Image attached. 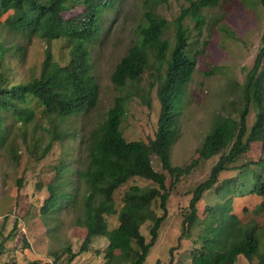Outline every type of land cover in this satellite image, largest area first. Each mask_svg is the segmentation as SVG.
I'll return each instance as SVG.
<instances>
[{
  "label": "trees",
  "instance_id": "trees-1",
  "mask_svg": "<svg viewBox=\"0 0 264 264\" xmlns=\"http://www.w3.org/2000/svg\"><path fill=\"white\" fill-rule=\"evenodd\" d=\"M115 2L0 0V27L26 33L27 45L21 52L22 58H26L33 41L39 40L44 45L38 52L42 53L40 64L31 68L32 74L28 78L16 80L11 60L19 58L20 49H10L0 42V110L4 119L0 121V146L8 137L15 141L14 165L21 164V148L28 154V159L35 162L52 156L56 146L71 134L67 121L97 103L101 87L94 72L91 44L102 32L104 12ZM219 2L191 0L172 20L160 13L156 5L145 8L128 51L111 74L116 89L126 92L120 96L119 107L109 113L92 150L91 175L87 179L89 192L84 200L87 234L81 251H88L95 237L106 236L109 240L106 255H117L112 263L116 260L117 264H144L168 217V200L173 186L182 175L190 173L200 159L217 155L218 161L209 176L193 189L183 212L182 235L191 241V230L197 227L200 231L194 239L189 264H236L241 255L248 258L250 264H264L261 241L264 224L259 225L256 221V215H264V155L248 158L244 163L255 140L264 144V34L254 65L248 70L243 85L239 86L243 106L237 111L223 107L214 114L211 127L198 146V157L191 163L174 165L171 161L179 133L177 118L182 112V96L196 71L197 53L191 50L187 20L195 21L201 31L207 23L205 9L213 8ZM244 3L253 12L260 9V3L264 7V0H245ZM78 5L84 7L83 11L67 14ZM222 28L228 36L233 35L226 24ZM170 32H173V42L168 36ZM146 71L153 73L155 78L151 89L156 86L160 102L158 121L153 136L133 138L129 134L128 137L123 120L129 101L141 90L143 101L151 104L150 90L146 93L138 83ZM136 83L137 93H133L131 89ZM236 104L239 107V103ZM252 107L257 118L249 127ZM66 153L71 155L69 151ZM154 160L160 170L155 168ZM62 165H54V168ZM254 166L260 170L254 169L251 173L253 181L236 185L242 169ZM232 171H238L236 177ZM22 174H18L16 180L20 188L25 184ZM136 177L150 180L152 184L146 186L137 182L128 186ZM124 185L126 190L118 209L115 193ZM213 189L218 190L221 198L215 205L201 207L204 195ZM49 192L40 208L44 213L53 209L57 202L52 187ZM244 192L256 193L263 198L254 205V218L249 223H243L233 211L232 196ZM157 207L162 210L161 214ZM12 212L11 208L5 215L3 226ZM114 214L118 215L119 223L109 229L108 217ZM23 220V217H15L11 236L22 228ZM147 222H151L149 240L141 231ZM1 236L0 254L5 252L3 231ZM181 237L178 248L171 249L168 264H181L184 260L177 256L186 249ZM180 246H184L183 250H179ZM116 250L120 253H115Z\"/></svg>",
  "mask_w": 264,
  "mask_h": 264
},
{
  "label": "rangeland",
  "instance_id": "rangeland-1",
  "mask_svg": "<svg viewBox=\"0 0 264 264\" xmlns=\"http://www.w3.org/2000/svg\"><path fill=\"white\" fill-rule=\"evenodd\" d=\"M190 2L191 0H116L114 5L104 12L102 32L91 44L94 72L101 87L97 103L67 121L71 134L65 136L56 146L52 156L41 162L28 159V154L21 148V164L14 165L12 151L15 141L8 137L0 146V241L3 239L2 231L6 237L5 252L0 254V264H117L116 260L112 263L117 255H106L109 245L106 236L95 237L89 250L81 251L87 234L84 200L89 192L87 179L91 175L89 161L92 150L109 113L119 107L120 96L126 92L116 89L111 74L128 51L135 37L134 30L146 7L156 5L160 13L172 20L181 12V8L188 6ZM244 2L245 0H220L217 6L206 8L207 23L201 31L196 27L195 21L187 20L191 50L197 53V62L193 79L182 96V112H179L177 118L179 133L171 153L174 165L188 164L198 157V146L210 129L215 113L223 110V107L228 110L229 106L231 111H237L243 106L240 92L242 88L239 86L243 85L248 70L254 65L264 34V7L260 3V9L253 12ZM83 9V6L78 5L71 8L67 14L74 15ZM223 24L230 28L232 36L227 35L222 28ZM172 34L173 32H170L168 36L173 42ZM25 36L26 33L0 27V42H4L10 49H20L19 58L11 60L16 80L28 78L32 74L31 68L37 67L42 59V53L38 52L44 49V45H41L39 40L31 43L26 58H22L24 55L21 52L27 45ZM153 75L146 71L138 82L145 88L146 93L150 90V106L143 101L142 91L137 93V83L131 89L137 94L129 101L127 115L123 120L128 137L129 134L133 138L154 135L160 102L157 100L156 86L151 89V82L155 80ZM231 101L235 102L234 105L230 104ZM248 118L251 127L257 118L255 108H251ZM3 120L0 110V121ZM263 147L262 141L255 140L247 152L248 156L244 158V163L248 158H262ZM68 151L71 155H67ZM218 159L217 155L210 159H200L194 164L191 172L182 175L173 186L168 200V217L162 224L159 238L144 264L169 263L171 249L178 248L180 237L183 236V212L186 211L192 191L209 176ZM57 164L63 165L55 169L54 165ZM154 165L160 170L156 160ZM254 169L260 170L258 166L244 167L236 185L243 181L252 182L251 173ZM232 172L234 176L238 173ZM21 173L25 178L22 188L16 183L18 174ZM137 182L146 186L152 184L150 180L136 177L128 186ZM50 187L57 195V202L53 209L44 213L40 208L50 194ZM125 190L126 185L115 193L118 209ZM219 198L221 197L218 190L213 189L204 195L201 207L207 204L215 205ZM261 199L263 198L256 193L234 194L233 211L243 223H249L254 218V205L260 203ZM11 208L13 212L3 226L4 217ZM157 212L161 214L162 210L157 207ZM16 216L24 218L23 226L11 236ZM108 220L109 229L119 223L117 214L110 215ZM256 221L259 225L264 224V215H256ZM150 226L151 222H147L141 228L148 240L151 237ZM199 232L197 227L191 230V241L186 235L181 237V243L186 246L181 255H177L184 259L181 264H189L191 261L194 239L198 237ZM261 241L264 249L263 235ZM183 248L184 246H180L179 250ZM115 253L120 251L116 250ZM236 264H250V261L241 255Z\"/></svg>",
  "mask_w": 264,
  "mask_h": 264
}]
</instances>
